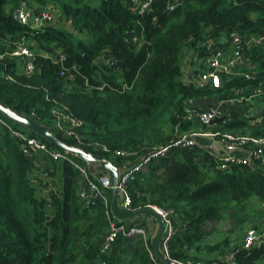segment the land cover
<instances>
[{"label": "trees", "instance_id": "16d2710c", "mask_svg": "<svg viewBox=\"0 0 264 264\" xmlns=\"http://www.w3.org/2000/svg\"><path fill=\"white\" fill-rule=\"evenodd\" d=\"M131 1L0 0V56L24 42L36 64L27 76L24 60H0V102L67 143L122 165L196 128L184 120L187 99L217 102L233 97V90L249 97L260 81L264 84V47L248 52L255 80L223 76L218 90L194 89L183 70L184 53L204 38L236 31L264 35V0H178L182 6L172 13L168 5L177 0H154L144 15L132 12ZM21 2L37 13L58 9L70 30L54 24L31 30L13 17ZM258 102L257 116L249 113L250 103L233 107L225 130L264 137V121L255 122L264 117V98ZM55 111L84 122L79 140L59 133ZM99 145L135 155L114 157ZM252 156V163L221 170L220 160L203 148L171 147L128 184L129 209L175 213L168 251L178 263L264 264V244L244 247L247 230L264 222V149ZM78 159L45 160L39 171L35 164L41 159L25 156L21 140L0 123V264H165L151 257L150 240L146 246L142 239L120 237L103 252L109 216L114 219L110 200L108 207L84 206L79 174L71 165ZM225 222L229 227L221 231ZM131 223L146 227L152 237L155 221ZM221 233L226 237L215 242Z\"/></svg>", "mask_w": 264, "mask_h": 264}, {"label": "built area", "instance_id": "2783aa9c", "mask_svg": "<svg viewBox=\"0 0 264 264\" xmlns=\"http://www.w3.org/2000/svg\"><path fill=\"white\" fill-rule=\"evenodd\" d=\"M154 0H132L131 10L137 15H144L150 9ZM182 6L180 1H175L168 5V10L172 13ZM13 17L21 24L29 27L31 30H43L45 27L53 25L54 14L49 11L35 12L28 7L27 2H21L15 9ZM264 47V35H243L236 31L229 36L220 39L212 37L204 38L199 41L191 50L186 52V70H184V81L191 85L194 89H215L218 90L223 85V76L239 75L245 77L247 81L255 80L252 70L253 66L248 56V52L254 48ZM35 53L24 43H18L13 51L7 52L0 56V60L5 57L11 59H22L25 62L23 72L27 76H31L36 70ZM61 59L65 56L61 51H57ZM45 58L49 57L43 54ZM127 87L125 86L124 89ZM234 95L225 100L217 102L203 103L195 98H189L184 103L185 117L184 120L192 123L196 128L188 133L179 135L170 145L151 149L143 160L139 161L121 177L119 189L122 193V205L129 209L130 199L127 193V186L134 181L136 177L147 170L149 165L157 159L164 157L171 147L182 149L203 148L217 157L220 161L219 168L228 170L236 163H252L253 153H261L264 149V137L243 135L240 132L225 130L226 125L232 120L233 107L251 103L264 98V84L261 83L249 97L245 96L244 91L233 90ZM251 115L257 116L250 111ZM56 129L64 137L70 139H80L79 130L83 128L84 122L76 119L66 111H55ZM261 118V119H259ZM264 117H258L255 122L262 123ZM9 133L15 138L21 140L23 154L30 158H39L35 167L40 171L46 166L45 160L54 162H63L67 160V155L62 151L50 148L40 139L30 137V134L21 132L11 125H7L1 118ZM200 127V130L197 128ZM202 143H209L202 145ZM103 152L111 153L114 157L131 158L135 154L125 151L110 152L103 146H97ZM222 148L218 151L216 148ZM141 159V158H140ZM71 165L79 174V197L84 206L89 207L95 203L102 202L106 207L109 206V192L111 191V182L106 176H93L89 169L79 164L77 161H71ZM46 180L49 174L40 173ZM160 214L168 225L167 232L162 241V250L169 256L168 243L175 235L173 227V211H163L153 207ZM108 214V212H107ZM109 215V214H108ZM109 231L104 239L102 250L106 252L111 245L120 237L135 241L142 239L146 246L150 240V233L146 227L138 223L121 224L116 220H112L109 216ZM264 244V222L257 227H250L244 238V247L250 249L255 246ZM151 257L153 254L150 251Z\"/></svg>", "mask_w": 264, "mask_h": 264}, {"label": "water", "instance_id": "95a60500", "mask_svg": "<svg viewBox=\"0 0 264 264\" xmlns=\"http://www.w3.org/2000/svg\"><path fill=\"white\" fill-rule=\"evenodd\" d=\"M0 113L11 122L23 127L28 133H34L38 137L45 139L67 156L72 155L78 157L87 166L93 176H106L109 178L111 182L110 210L114 220L124 224L134 222L145 216L149 218L148 222L155 221V230L152 237L150 235L155 256L165 264H181L172 260L162 250V241L167 232L168 225L153 207L148 206L133 211L121 205L122 193L119 189L121 177L126 171L144 158L122 165L115 164L105 156L87 153L83 149L67 143L48 128L38 124L28 116L18 114L1 102Z\"/></svg>", "mask_w": 264, "mask_h": 264}, {"label": "rangeland", "instance_id": "374dc122", "mask_svg": "<svg viewBox=\"0 0 264 264\" xmlns=\"http://www.w3.org/2000/svg\"><path fill=\"white\" fill-rule=\"evenodd\" d=\"M45 10L49 11V12H53V14H54V23L53 24H54L55 27H61V28H64L66 30H70L71 25L69 23H67L62 18L61 12L58 9L53 8L52 6H49ZM183 56H184L183 57V68H184V70H186V66H187V63H186V59H187L186 52L184 53ZM239 106H241V105H239ZM242 106H244V104ZM247 106L250 107V111H252L255 114H258L261 105H260V103L258 101L255 100V101L251 102L250 104H247ZM0 117H2V119H4V116L1 113H0ZM259 119H261V118H259ZM200 129H201L200 127L197 128V130H200ZM203 144L207 145L209 143H202V145ZM75 161H77L79 164H82V165L86 166L80 159L75 160ZM139 219L144 220V221H149V218L145 217V216H143V217H141ZM228 227H229V223L228 222H225L224 224L222 223V224L219 225V229H221V231H224V229H227ZM248 228L249 227H247V229ZM225 237H226V234L221 233V238H218L217 240H214V241L216 242L218 240H223Z\"/></svg>", "mask_w": 264, "mask_h": 264}, {"label": "crops", "instance_id": "0c3cea01", "mask_svg": "<svg viewBox=\"0 0 264 264\" xmlns=\"http://www.w3.org/2000/svg\"><path fill=\"white\" fill-rule=\"evenodd\" d=\"M218 151H221L222 150V148H220V147H217L216 148ZM122 202H123V199L121 198V205H122ZM123 206V205H122ZM141 220V219H140Z\"/></svg>", "mask_w": 264, "mask_h": 264}]
</instances>
